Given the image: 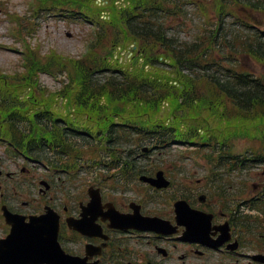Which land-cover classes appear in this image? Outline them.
<instances>
[{
	"label": "trees",
	"instance_id": "obj_1",
	"mask_svg": "<svg viewBox=\"0 0 264 264\" xmlns=\"http://www.w3.org/2000/svg\"><path fill=\"white\" fill-rule=\"evenodd\" d=\"M84 3L96 5L95 0ZM149 4L142 14H133L134 11L127 8L120 10L117 5L118 10L112 15L113 21H108V24L99 23V30L103 29V34L112 35L114 46L135 43L131 47L133 56L139 54L144 59L140 67L139 61L127 65L113 56L87 57L75 62L77 80L82 82L75 96L79 98L83 112L95 115L105 111L111 119L122 113L118 111V107L119 101H123L125 110L120 106L123 111L122 121L126 117L134 128V133L150 137L147 139L156 145L165 140V137L159 136L161 128L167 129L170 134L172 132L173 138L180 141L194 133V136L202 139L211 140L215 137L220 144H227V139L233 135H251L258 128L255 126L257 117H264V77L212 59V50L218 49V52L223 53V49L229 46L220 39V34L213 33L193 41H182L172 35L170 27L162 24L159 19V3L155 1ZM139 19L145 20L140 23ZM243 46L245 51L264 61L262 44L247 47L244 43ZM223 59L230 62L236 60L230 54ZM175 81L177 82L174 83ZM99 82L102 84H98ZM102 97L114 99L108 105L109 108L101 104ZM220 99H223V103ZM165 101L170 102L172 115L179 119L178 128L158 119L156 108ZM113 102L116 103V110H112ZM30 111L11 93L0 94V135L9 136L17 142L19 148L32 147L43 153L47 135L44 133V119L40 116L46 111L35 108L33 115ZM202 113L214 115L213 119L218 126L223 125V135H217L209 121H200L205 117ZM21 114L25 121L21 120ZM23 122L29 125H21ZM101 123L102 134L108 132L110 135L114 127L118 126L113 124V118L106 120L102 117ZM235 125L238 127H233ZM227 127L229 131L236 128L237 132L227 133L224 131ZM17 129L29 131L19 134ZM262 129L264 130V126ZM118 139L119 134L115 128V135L110 136V144L120 145ZM144 141L142 138L141 142ZM34 143L40 146L35 147ZM116 160L121 161L119 157ZM123 160L126 161L127 158Z\"/></svg>",
	"mask_w": 264,
	"mask_h": 264
},
{
	"label": "rangeland",
	"instance_id": "obj_2",
	"mask_svg": "<svg viewBox=\"0 0 264 264\" xmlns=\"http://www.w3.org/2000/svg\"><path fill=\"white\" fill-rule=\"evenodd\" d=\"M101 4H106L107 1L98 0ZM119 2V0H115ZM197 4H187L184 7V11L180 12L177 16L170 19L169 24L173 25L172 32L179 33L184 39H193L202 30V26H211L219 23V13L215 10L219 6L214 0H195ZM39 0H0V70L8 74H14L18 71L19 74H24L25 67L22 65L25 58L22 53L23 50L33 53V58L38 62H48L49 58L58 56V61L53 67L54 71H59V77L43 74L41 75V85L39 89H43L44 92H38V96L41 99L49 100L53 98L54 91L58 90L61 85V78H65L66 75L62 74L63 69L71 68L73 61L67 60L69 58H78L86 49V43L90 41L91 26L90 24L83 23L81 21L75 22L73 19H69L65 16L66 13L57 11L52 14L49 11L35 12L34 7L38 5ZM114 2V3H116ZM254 4H264V0H254ZM49 4V3H47ZM112 4V3H110ZM206 11V22L201 14V9ZM245 8L246 10H243ZM230 11L234 14L246 19L247 23H251L255 26L264 28V8L252 9L242 4L229 7ZM109 10H104L102 13L106 15ZM227 22L233 21V14H230L225 18ZM231 29V28H230ZM257 30V27H255ZM233 32L223 34V26L217 31L222 39L229 46L226 48L228 52L232 51L234 54L242 51L243 40L246 45H252L253 38H257L255 33L249 30L232 29ZM261 35V31L259 29ZM25 44H28L26 48ZM87 50V49H86ZM108 50L107 46H103L101 51L104 53ZM128 52V51H127ZM125 50L123 55L116 53V55L126 56ZM241 64L256 71L259 75L264 73V64L255 61L243 53L238 54ZM23 56V57H21ZM34 66H32L33 69ZM30 73V72H29ZM33 76L36 73H31ZM37 75V74H36ZM207 88L209 84H207ZM223 103V99H220ZM64 101H60L62 108ZM116 103H112L111 106L116 110ZM122 104H119V109ZM121 110V109H120ZM213 117L214 115L210 113ZM257 123V122H256ZM213 127L217 126L216 122H213ZM134 138V136H129ZM91 141L90 138H85V142ZM191 141V142H190ZM188 143L178 144L176 141L171 142L175 145H167L165 148L153 149L148 145V151L146 152L145 162L148 166L149 173H155L157 170H163L165 175L174 181L175 189H162L160 191H154L151 187L140 180H136L132 189L127 191L125 187L120 183H114L111 180L104 181L105 186H109L112 189L111 200H115L121 207L122 205H128L132 199L139 200L144 203L145 210L151 214H159L161 216L168 215L173 210L171 205L173 197V190H176L175 195H180L185 192L193 198L199 199V195L203 192L208 194V198L212 201H216L219 206L224 205L226 202L243 201L252 195L254 191H257L259 186L264 183V165L256 167L253 170L244 172L245 174L223 177V172L218 168H214L209 154L212 153L211 144L194 143L190 140ZM84 142V143H85ZM129 145L133 146V143L129 142ZM263 142L258 139L238 137L233 140V148L231 149L235 154H244L247 149L254 151L261 150ZM221 147H218V149ZM97 155L98 158L101 151L97 144H95L91 151L86 150L87 156L84 160L85 165L80 168L78 174H67L62 177L79 176L83 178L81 182L84 183L82 190L71 189L70 195L63 197L65 199L63 204L68 205L70 209L76 207L78 200L88 198V187L90 186L89 179L98 180L101 177V172L96 171L94 166H88L90 156L92 153ZM217 155L218 153H212ZM254 154L250 153V156ZM0 156L2 158L1 168L5 171H15L20 167L15 166L16 162H19L22 166L28 165V162H24L23 159L10 153L8 148L0 141ZM32 163V162H31ZM32 171L29 174H19L27 177L28 179L37 178V187L39 188L38 179L45 177L44 171L39 166L32 165ZM18 175V176H19ZM17 176V175H15ZM103 177V175H102ZM21 188V197L15 195L13 192H7L9 195V205L22 208L24 210H30L31 206L24 205L23 202L30 201L36 198V192L32 186L27 183H23L19 178ZM87 183H90L86 186ZM261 183V184H260ZM15 184L16 181H15ZM96 184V183H95ZM79 183L71 186L76 187ZM100 186L99 184H97ZM86 186V187H85ZM61 191L58 193L55 191L53 194V201H61ZM7 196V195H6ZM223 197L225 202L220 201ZM51 199L49 196L40 197L37 199L36 204L41 205L47 200ZM77 199V200H76ZM249 216L243 217V223L245 228L241 230V236L244 241V245L247 248L256 250V246L259 251H263L264 247V229L263 227H255V220L259 218L258 213H247ZM260 222L263 221L259 218ZM144 240L136 243V245L127 239L122 240V248H131L134 252L123 259V262L116 260L115 262H121L122 264H140L141 259L138 258L137 252L148 251L149 246ZM255 244L256 246H253ZM253 246V247H252Z\"/></svg>",
	"mask_w": 264,
	"mask_h": 264
},
{
	"label": "flooded vegetation",
	"instance_id": "obj_3",
	"mask_svg": "<svg viewBox=\"0 0 264 264\" xmlns=\"http://www.w3.org/2000/svg\"><path fill=\"white\" fill-rule=\"evenodd\" d=\"M205 211L212 214V221L205 228L208 230L209 235L205 237L203 242L200 241H181L178 239V234L184 229L183 226H179L178 233L176 234H155V233H141L135 230H130L129 237L145 238L149 250L137 252V256L141 259L140 263L143 264H264L259 263L253 256V253H258V247L256 250H248L244 246V241L241 236V230L243 227L238 225L236 219L231 217L223 208L218 209L217 203L206 200ZM217 207V208H216ZM68 209V207H65ZM79 215L77 212L76 216ZM171 219H173L171 217ZM104 230L107 231L111 238L103 248L102 255L99 257L101 262L107 257V250L110 245V241L113 238L115 229L108 227L109 221H103ZM224 222L231 223L230 235L227 236V231L223 226ZM0 236H4L2 233ZM90 240L96 244L103 242V239L99 237H93ZM238 242V248L233 247L234 242ZM135 243L140 240H135ZM121 243V242H117ZM112 245L115 246L113 242ZM252 246V247H253ZM115 250V248H114ZM114 250L112 252L114 253ZM118 253L128 257L134 251L131 248L118 249Z\"/></svg>",
	"mask_w": 264,
	"mask_h": 264
}]
</instances>
